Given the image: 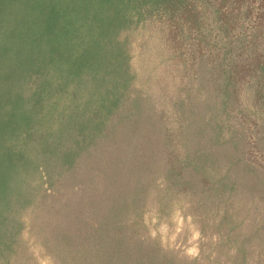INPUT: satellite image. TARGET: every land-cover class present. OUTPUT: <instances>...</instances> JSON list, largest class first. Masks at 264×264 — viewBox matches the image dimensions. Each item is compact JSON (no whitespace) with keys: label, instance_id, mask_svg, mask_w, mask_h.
<instances>
[{"label":"trees","instance_id":"1","mask_svg":"<svg viewBox=\"0 0 264 264\" xmlns=\"http://www.w3.org/2000/svg\"><path fill=\"white\" fill-rule=\"evenodd\" d=\"M42 261L264 264V0H0V264Z\"/></svg>","mask_w":264,"mask_h":264},{"label":"rangeland","instance_id":"2","mask_svg":"<svg viewBox=\"0 0 264 264\" xmlns=\"http://www.w3.org/2000/svg\"><path fill=\"white\" fill-rule=\"evenodd\" d=\"M182 227H183L182 218L178 217L177 218V228L175 230V234L173 236V239H175L176 238V235H178L180 233ZM161 231L164 232V228L163 227H161ZM197 238H198V236H197L196 233L192 234L191 239H190V242H189V244H191L192 246L190 248H188V250H187V253L190 256H195L197 254V249L195 247V242H196V239ZM179 245L180 244H178L177 247H180ZM41 264H45V262L42 261Z\"/></svg>","mask_w":264,"mask_h":264}]
</instances>
